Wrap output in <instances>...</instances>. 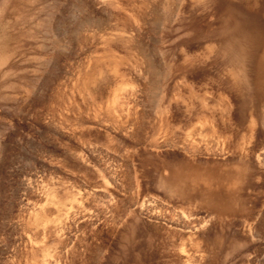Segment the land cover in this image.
I'll use <instances>...</instances> for the list:
<instances>
[{"label": "rangeland", "instance_id": "1", "mask_svg": "<svg viewBox=\"0 0 264 264\" xmlns=\"http://www.w3.org/2000/svg\"><path fill=\"white\" fill-rule=\"evenodd\" d=\"M218 6L0 0V264H264V32ZM176 155L242 163L232 214L161 198Z\"/></svg>", "mask_w": 264, "mask_h": 264}, {"label": "bare ground", "instance_id": "2", "mask_svg": "<svg viewBox=\"0 0 264 264\" xmlns=\"http://www.w3.org/2000/svg\"><path fill=\"white\" fill-rule=\"evenodd\" d=\"M218 5L219 24L224 29L228 28L230 32L222 37V43L241 46L243 43H247L253 33H261L262 30L264 32V25H260L264 0H218ZM248 21L253 23L250 30L245 27ZM213 25L215 24L213 23ZM230 39L231 41L228 42ZM253 45L256 54L258 50H262L264 54V36L258 38ZM257 61L259 64L264 63V55L257 57ZM230 164L234 166L229 167L230 165L224 163L201 162L176 155L171 162L165 160L160 165L154 163L153 171L157 172L156 183L159 189L164 192L161 194V198L176 204L180 209H184L185 206L192 207L191 214L203 211L220 216L225 213L232 214L238 198V185L234 184L231 178L238 172L239 180L241 179L242 163L230 162ZM139 207L143 208L152 218H161L169 223H179L183 228L194 229L190 226L195 222L189 223L183 213L155 210L157 205L154 200H142ZM161 233H154L151 236L159 238ZM184 239L183 237L181 241ZM208 240L215 241L218 240V237L210 236ZM216 250L213 248V251Z\"/></svg>", "mask_w": 264, "mask_h": 264}]
</instances>
